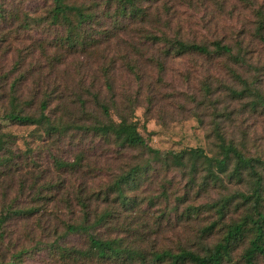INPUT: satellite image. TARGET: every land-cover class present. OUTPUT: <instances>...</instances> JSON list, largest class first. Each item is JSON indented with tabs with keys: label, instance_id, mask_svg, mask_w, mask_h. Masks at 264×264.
<instances>
[{
	"label": "rangeland",
	"instance_id": "1",
	"mask_svg": "<svg viewBox=\"0 0 264 264\" xmlns=\"http://www.w3.org/2000/svg\"><path fill=\"white\" fill-rule=\"evenodd\" d=\"M63 1L92 15L82 25L71 17L72 42L68 22L51 18L54 0H0V217L9 216L0 223V264H169L152 253L206 252L227 225L250 212L241 194L251 193L253 177L229 176L230 164L213 180L202 159L156 160L86 127L125 117L152 148H201L207 156H218V129L244 154L263 158L264 31L260 38L254 32V10L264 13V0H135L145 10L137 21L123 19L115 0ZM151 33L220 40L233 53L240 42L246 62L167 53L164 41L149 40ZM242 81L259 91V105H251ZM47 93L45 114L63 130L5 118L11 107L37 115ZM134 165L140 176L123 188L131 202L120 205L112 183ZM258 170L264 211V166ZM79 199L92 215L112 214L91 233L116 237L141 257H85L87 233L65 234V224L81 218ZM29 206L36 211L30 217L12 214ZM250 227L223 264H244Z\"/></svg>",
	"mask_w": 264,
	"mask_h": 264
},
{
	"label": "trees",
	"instance_id": "2",
	"mask_svg": "<svg viewBox=\"0 0 264 264\" xmlns=\"http://www.w3.org/2000/svg\"><path fill=\"white\" fill-rule=\"evenodd\" d=\"M116 11H120V16L123 19H134L137 21L145 14V10L135 3V0H115ZM255 11V30L254 32L260 38L264 31V13L260 10ZM71 17L77 19L76 23L82 25L90 21L92 15L84 10L81 5L67 4L63 0H54V6L51 9V18L53 21L58 22L60 19L68 22L69 28L66 35V40L72 42L75 38V28L70 26L72 24ZM73 34V37H72ZM263 38V37H262ZM149 40L164 41L166 43L167 53L182 54L187 52H197L204 55L226 54L232 56L233 61L240 64H245V58L242 53V45L237 43L236 52H232V48L220 40H214L209 43H196L194 41L186 40H169L165 37L151 33ZM128 69L134 72V67L129 64ZM243 89L250 91L253 98L251 99V105L254 107L259 105V101L262 99L261 94L256 89H251L246 81L241 82ZM50 95L45 94V97L39 103V111L37 115L23 113L21 108L11 107V109L5 114V118L14 121L19 124L25 125H45L46 130L61 131L63 128L60 125L52 123L50 117L45 114V109L48 105V97ZM14 98L11 100L14 102ZM264 104V102H263ZM103 114L109 118L108 109L105 104H101ZM87 129L95 132L97 135H104L110 137L120 147L139 148L142 152L150 154L153 159L167 162L168 159L173 163H183L185 155L193 161L196 159H202L207 173L213 180H216L219 173H224L229 169V165L232 167L229 170V176L241 178L242 173L247 171L248 174L253 177L251 181V193L241 194L243 200L250 202V212H247L243 217L227 225L222 237L215 242L210 249L204 253H199L194 250L181 248L177 252H173L169 249H163L152 253V259L154 261H166L169 264H223L225 258H228L232 250L236 247L239 240L248 231L247 226L251 225L250 232L252 237L249 240L247 247L242 253L244 264H256L255 258L261 256L264 259V211L262 210V175L258 170V167L264 166V157L248 156L244 154L233 140L227 139L223 132L215 130L216 139L218 142L219 153L218 156H207L204 154L201 148H190L188 150H182L180 152L174 151H160L159 149L152 148L148 145L141 134L138 132L136 124L133 121L127 120L125 117H120L118 121H114L109 118L108 121L98 123L93 126L86 127ZM141 170L138 165L132 166L127 173L119 175L112 183L113 189L117 194V201L120 205H128L131 202L123 191L124 186L134 183L137 177L140 176ZM83 213L81 218L77 222H69L65 224V234L67 233H79L86 232L88 244L90 245V252H86L85 257H96L97 259H133L134 257H141L140 253L136 250L125 247L120 243V239L116 237L99 238L89 231L90 228L97 226L105 221L112 214L110 211H103L99 214H93L88 212V204L82 200H78ZM224 206H220L219 210H222ZM86 208V209H85ZM8 212V211H7ZM6 212V213H7ZM35 209L31 206L20 208L12 211V214L16 216H31L35 213ZM221 212V211H220ZM3 215L0 217V223L6 221L9 216ZM61 251H64L62 248ZM67 253H70V249H65ZM79 251L75 250L74 253ZM81 252V251H80Z\"/></svg>",
	"mask_w": 264,
	"mask_h": 264
}]
</instances>
